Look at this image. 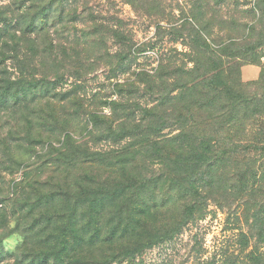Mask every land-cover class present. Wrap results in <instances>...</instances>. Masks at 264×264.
<instances>
[{"label":"rangeland","instance_id":"374dc122","mask_svg":"<svg viewBox=\"0 0 264 264\" xmlns=\"http://www.w3.org/2000/svg\"><path fill=\"white\" fill-rule=\"evenodd\" d=\"M262 41L264 0H0V264H264L263 221L254 222L264 210L263 153L225 159L211 177L198 171L192 184L203 188L183 199L192 172L172 175L178 167L166 148L162 160L118 178L136 187L160 179L163 188L157 208L128 222L140 195L153 206L148 191L125 192L92 217L73 203L95 186L80 169L63 183L73 155L60 150L67 133L92 152L113 149L115 126L134 128L157 106L160 65L172 84L176 69L207 61L211 80L264 113ZM251 47L256 65L232 57ZM74 89L84 104L77 113L59 103ZM91 113L100 132L90 131ZM239 126L245 146L261 140L264 117ZM177 134L168 125L159 137Z\"/></svg>","mask_w":264,"mask_h":264},{"label":"trees","instance_id":"16d2710c","mask_svg":"<svg viewBox=\"0 0 264 264\" xmlns=\"http://www.w3.org/2000/svg\"><path fill=\"white\" fill-rule=\"evenodd\" d=\"M261 45H264V41H262ZM246 49L244 52H237L232 57L246 61L248 64L256 65V62L252 60L255 48ZM205 54L210 55V52ZM166 61L169 62L170 60L167 59ZM159 67L162 72L158 76L160 85L156 93L157 106L150 109L146 117H142V119L137 121L138 125L134 128H126L123 124L118 127L115 126L117 128V137L113 139V149L104 152H92L88 147L84 146V143L75 142L72 137H68L66 132V141L62 143L60 150L70 151V155H73V158L68 166H62L65 174L63 183L68 187L67 180L74 171L80 169L82 172L80 179L90 186H95V188L88 189L89 191H81L77 195L73 203L74 208L88 207L91 210L92 217H97L103 210L119 203L123 194L134 191V188L138 189L141 194L148 191L149 199L153 206L148 207L146 204L148 201L144 196L140 195L139 200L143 207L134 204V209L131 208L126 213L128 222L137 219L135 212L137 214H146L149 209L157 208L158 194L156 192L159 193L163 189L160 179L158 181L150 180L147 185L136 187L134 185H123L124 183L118 182V178L130 177L137 171V165L144 164L151 158L162 160L163 157L167 156L166 148L172 151L173 165L178 167V169L173 170L172 175L175 174V171L183 172L186 170L192 172L189 176V190L184 193L183 199L197 195L198 189H196V186L202 185L203 188V180L192 184L194 177L198 176V171L201 172L204 169L207 172V176L211 177V174L218 172L220 164L225 159L237 155L242 156L243 153L245 155L253 152L264 154V145L261 146L262 142H260L264 141V133L259 134L261 140L253 138L250 142H246L248 143L247 145L243 146L242 143L247 140H243L245 130L239 126L240 121L244 119L257 121V119L264 117V113H261L257 107L248 103L247 99L241 95L234 96L232 94L233 90L229 86L211 80L214 67L209 70L207 61L205 63L200 62L198 67H193L187 71L182 70L184 66L181 69H176L175 74L171 75L173 77L172 84H166L167 75L163 71L164 66L160 65ZM66 102L78 107L77 109L75 108L76 113L78 109L81 110L84 106L81 103L82 98L78 96L75 89L60 95L59 103ZM248 104L256 110L247 111L249 107L247 106L244 111H236L241 106ZM98 116V113L89 115V119H94L90 128L91 132L93 130L100 132L104 126V124L99 122ZM66 118L67 116L64 118V129L69 127V121ZM145 118L149 121H146V124L141 126L140 123ZM168 125L175 128L178 134L162 140L159 135ZM113 126L111 123L108 125L110 136L106 134L105 137H113ZM99 136H102V134H99ZM233 136L237 137V139L241 137L242 140L234 141L232 139ZM126 138H131L132 142L134 141L132 145L120 144ZM236 142L237 144L233 148L228 147ZM103 175L106 176L103 182H107V184L98 182ZM202 176L206 175L202 174ZM210 179L208 178V184L212 182ZM104 189L109 192V195L105 194L106 191ZM243 191L244 189L241 190V192ZM186 212L191 215L194 212V208L188 206ZM262 214L264 216V210H262L261 216L258 215L254 219V222L257 225L263 221L262 226L264 228V220L261 218L263 217Z\"/></svg>","mask_w":264,"mask_h":264}]
</instances>
